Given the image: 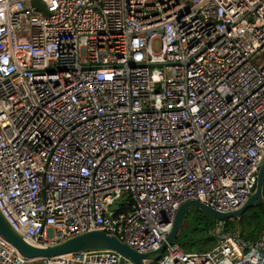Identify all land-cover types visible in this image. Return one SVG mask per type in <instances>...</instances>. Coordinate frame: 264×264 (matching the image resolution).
<instances>
[{
	"label": "built area",
	"instance_id": "2783aa9c",
	"mask_svg": "<svg viewBox=\"0 0 264 264\" xmlns=\"http://www.w3.org/2000/svg\"><path fill=\"white\" fill-rule=\"evenodd\" d=\"M263 161L264 0H0V216L27 245L98 231L151 254L184 203L239 210ZM215 238L141 263L264 264V233ZM0 264L133 263L0 237Z\"/></svg>",
	"mask_w": 264,
	"mask_h": 264
},
{
	"label": "water",
	"instance_id": "95a60500",
	"mask_svg": "<svg viewBox=\"0 0 264 264\" xmlns=\"http://www.w3.org/2000/svg\"><path fill=\"white\" fill-rule=\"evenodd\" d=\"M31 6L41 11L43 15H46L42 8V5L39 2L32 1ZM263 186H264V161L257 175L254 193L248 198L246 203L239 210L231 213L219 214L195 201L184 203L178 208L175 214L171 232L166 238L165 242L159 247L157 251L147 255L137 254L127 246L120 243L114 237H110L105 233L98 231L85 233L83 235L74 237L72 239H69L67 241H64L62 243H59L51 247H46V248L32 247L24 243L18 236H16L12 232V230L7 226V224L2 219L1 216H0V237L11 247H13L21 255L22 258L26 260L48 259V258L64 256L67 254H73L80 251H87V250H106V251L114 252L122 256L123 258L128 259L133 264H142L141 263L142 260H146L152 256L158 258L163 253L166 244H170L175 240L177 232L180 228V222L182 221L183 215L188 208L194 207L198 210L207 213L208 215L214 218L215 224H217L219 221L238 219L249 208L261 203ZM124 200H126V198H123V201ZM121 204L122 201H118L113 207H111L110 210L117 211L118 206H121Z\"/></svg>",
	"mask_w": 264,
	"mask_h": 264
},
{
	"label": "rangeland",
	"instance_id": "374dc122",
	"mask_svg": "<svg viewBox=\"0 0 264 264\" xmlns=\"http://www.w3.org/2000/svg\"><path fill=\"white\" fill-rule=\"evenodd\" d=\"M157 47L155 46V49ZM249 213H245L242 221L245 223ZM181 230L176 235V244L185 253L198 254L211 251V247L216 245L215 237V220L207 213L194 207L188 208L182 218ZM210 238L214 239L210 241ZM174 240V241H175ZM215 247V246H213ZM207 250V251H203Z\"/></svg>",
	"mask_w": 264,
	"mask_h": 264
},
{
	"label": "trees",
	"instance_id": "16d2710c",
	"mask_svg": "<svg viewBox=\"0 0 264 264\" xmlns=\"http://www.w3.org/2000/svg\"><path fill=\"white\" fill-rule=\"evenodd\" d=\"M245 213H249V216L247 217L248 220L244 223L242 217ZM245 213L239 219L225 221L226 228L232 233L237 229L239 231V237L245 241H255L261 232L264 233V186L261 203L252 206ZM179 229L181 230V224ZM214 239L210 238V241L214 242ZM213 246H215L214 243ZM213 246L211 249L214 248Z\"/></svg>",
	"mask_w": 264,
	"mask_h": 264
},
{
	"label": "crops",
	"instance_id": "0c3cea01",
	"mask_svg": "<svg viewBox=\"0 0 264 264\" xmlns=\"http://www.w3.org/2000/svg\"><path fill=\"white\" fill-rule=\"evenodd\" d=\"M238 219H239V218H238ZM232 220H235V219H232ZM234 233H237V234L239 235V231H237V229L234 231ZM261 233H262V232H261ZM261 233H260L259 236L257 237L258 239H259V238L261 237V235L263 234V233H262V234H261Z\"/></svg>",
	"mask_w": 264,
	"mask_h": 264
}]
</instances>
